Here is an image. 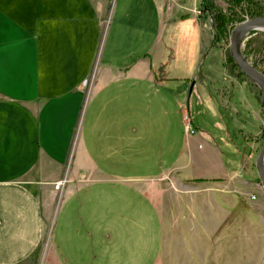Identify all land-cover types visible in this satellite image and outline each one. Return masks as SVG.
I'll use <instances>...</instances> for the list:
<instances>
[{
	"label": "crops",
	"instance_id": "0c3cea01",
	"mask_svg": "<svg viewBox=\"0 0 264 264\" xmlns=\"http://www.w3.org/2000/svg\"><path fill=\"white\" fill-rule=\"evenodd\" d=\"M199 8L0 0V264H264V189L224 150L258 156L260 88Z\"/></svg>",
	"mask_w": 264,
	"mask_h": 264
},
{
	"label": "rangeland",
	"instance_id": "374dc122",
	"mask_svg": "<svg viewBox=\"0 0 264 264\" xmlns=\"http://www.w3.org/2000/svg\"><path fill=\"white\" fill-rule=\"evenodd\" d=\"M258 4H260L262 7H264V0H255ZM201 2V5L203 3L202 0H200ZM213 2L215 3V5L218 7V9L221 11V12H225L226 15H228V12H229V9L230 8H234V9H237L238 10V6H235V4L233 3H230L228 2V0H213ZM197 14L198 15H202V17L204 18V21H205V25L207 27V29L209 31H211V37L212 39H214V34H213V26H212V23H211V20L207 17V15L202 11V8H199V10L197 11ZM246 19H251V17L247 16V15H244L243 17V20H246ZM241 21V22H242ZM237 25V24H236ZM235 27V26H234ZM233 27V28H234ZM232 26L229 25L228 27V31H227V36H226V42L223 43V48L225 49V54H228L230 53V48H229V42H230V35H231V31H232ZM252 33V32H251ZM250 33V34H251ZM249 34V35H250ZM162 35L163 34V29H161V39H162ZM261 36H262V39L264 41V33H261ZM213 42V40H212ZM254 45V44H253ZM252 43L249 41H244L242 43V46H241V50H242V54L243 56L245 57V59L250 62L251 64H253L255 67H257L258 69H260L261 71L264 72V65L261 64L262 60L264 59V42L262 44V46L260 47H257V48H252L253 47ZM216 50H217V55L213 57V60H214V63H217V62H221V59H222V54H223V50L220 48V47H216ZM206 57H208V59L211 57L209 55H205L203 57V59ZM205 62V61H204ZM203 61L201 62V64L199 65L198 69L196 71H193L194 72H197L200 74L201 72V69L203 68ZM205 67V65H204ZM236 72H242L239 68H237L235 70ZM243 73V72H242ZM245 77H247L245 75ZM248 78V77H247ZM250 80V79H249ZM251 82H253L252 80H250ZM254 83V82H253ZM195 82H194V79H192V82H191V89L193 88ZM257 85V84H256ZM258 86V85H257ZM259 87V86H258ZM193 90V89H192ZM261 92V90H260ZM261 97V94L259 95ZM187 103V101L185 102ZM194 111L192 110V113ZM191 117H192V121H193V126L195 127V131L197 132V129L196 127L198 126L197 122L200 120V115L197 114L196 112H194V114H191ZM198 128V127H197ZM196 134V133H195ZM194 135V134H193ZM234 147H235V144L233 143ZM241 151L238 152L233 150V148L231 149L229 146L225 147V152H227L230 156H232L233 158H236L237 160H240L239 162V169H241L242 173H243V176L245 177H251V178H254L256 179V174L258 175V172H257V169H256V159H257V156L254 154V157L251 159L250 161V164L247 165V168H243L242 167V158H243V155L245 153V151H250V147H247L245 145H242L241 144ZM145 217L147 216V214L145 213L144 214ZM168 221L167 220H164V228H165V231L166 233H179L178 231V228H174V227H171L172 229H170V227H168L167 225ZM151 226V225H150ZM54 228V226H53ZM138 228H136V232H133L129 229V232H127L128 234L130 235H140L142 233V231H138ZM54 231V230H53ZM144 264H147V263H144Z\"/></svg>",
	"mask_w": 264,
	"mask_h": 264
},
{
	"label": "trees",
	"instance_id": "16d2710c",
	"mask_svg": "<svg viewBox=\"0 0 264 264\" xmlns=\"http://www.w3.org/2000/svg\"><path fill=\"white\" fill-rule=\"evenodd\" d=\"M228 2L238 6V10L233 7L229 9L228 15L225 12H221L215 5L213 0H204L201 8L202 11L207 15V17L213 22V46L223 47V43L226 42V36L229 25L232 28L243 20L244 15L251 18L264 16V7L258 4L255 0H228ZM225 64L229 75L245 77L242 72H236L238 68L231 54H226ZM264 65V59L261 62ZM264 114V107H263ZM264 132V126H263Z\"/></svg>",
	"mask_w": 264,
	"mask_h": 264
},
{
	"label": "water",
	"instance_id": "95a60500",
	"mask_svg": "<svg viewBox=\"0 0 264 264\" xmlns=\"http://www.w3.org/2000/svg\"><path fill=\"white\" fill-rule=\"evenodd\" d=\"M212 26L213 22L211 21ZM254 31H264V16L246 19L232 29L230 35V54L238 68L261 90L260 103L264 107V72L248 62L242 54V43L249 38V34ZM256 169L259 180L264 189V141L256 159Z\"/></svg>",
	"mask_w": 264,
	"mask_h": 264
},
{
	"label": "built area",
	"instance_id": "2783aa9c",
	"mask_svg": "<svg viewBox=\"0 0 264 264\" xmlns=\"http://www.w3.org/2000/svg\"><path fill=\"white\" fill-rule=\"evenodd\" d=\"M184 123H185V129L187 133L194 134L196 132L195 127L193 126L192 118L188 112L184 115Z\"/></svg>",
	"mask_w": 264,
	"mask_h": 264
}]
</instances>
